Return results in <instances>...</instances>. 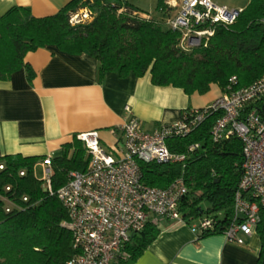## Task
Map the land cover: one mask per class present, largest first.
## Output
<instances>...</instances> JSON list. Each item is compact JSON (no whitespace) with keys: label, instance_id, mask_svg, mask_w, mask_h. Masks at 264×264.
<instances>
[{"label":"trees","instance_id":"16d2710c","mask_svg":"<svg viewBox=\"0 0 264 264\" xmlns=\"http://www.w3.org/2000/svg\"><path fill=\"white\" fill-rule=\"evenodd\" d=\"M82 6L95 13L93 20L70 26V13ZM174 9L157 0L156 10L161 16L169 19ZM179 39L178 32L163 28L162 20L126 0H69L56 13L43 17L33 16L28 7L13 6L0 15V80H8L13 72L25 68L31 82L34 72L24 62L26 53L50 45L96 59L99 81L107 72L122 78L129 74L142 77L149 72L152 84L178 87L187 95L205 94L211 84L226 91L233 76L235 86L248 85L264 71V0H248L234 23L215 27L206 46L184 50ZM214 120L215 115L208 116L186 137L167 141L172 152H184L188 145L199 143L200 149L184 167L179 163L139 162L142 180L148 185L165 187L179 176L184 178L188 192L179 205L182 217L187 223L203 215L214 219V230L198 234V238L222 234L230 223L233 195L242 174L240 140L231 137L213 142L210 128ZM44 157L0 156L4 166L0 192L9 185L11 190L5 194L22 207L5 212L0 202V264H67L75 253L66 226V209L55 194L42 190L33 173L35 163ZM87 162L84 145L74 135L51 160L53 190L66 183L69 171H83ZM22 196H27L28 202H23ZM202 202L206 209L201 208ZM160 223L148 222L134 233L112 264L135 260L157 238ZM256 232L261 242L257 264H262L264 209L260 210Z\"/></svg>","mask_w":264,"mask_h":264},{"label":"built area","instance_id":"2783aa9c","mask_svg":"<svg viewBox=\"0 0 264 264\" xmlns=\"http://www.w3.org/2000/svg\"><path fill=\"white\" fill-rule=\"evenodd\" d=\"M176 12L167 20L171 30L180 34L179 45L184 50L206 46L217 25L235 22L241 10L212 0H180ZM94 12L82 6L71 12L70 26L90 23ZM235 77L211 103L190 108L172 122H163L153 130H145L140 120L125 106L127 117L116 130L123 139L124 151L114 156L101 145L96 131L77 135L88 155L83 171H69L67 181L57 190L51 185V160H41V187L55 194L67 211L66 223L75 250L67 264H112L134 233L145 225L161 221L179 222L189 226L198 236L214 230V219L203 215L190 223L182 217L179 205L188 188L182 176L165 187L151 186L142 180L139 162L159 164L179 163L200 149L199 143L184 152H172L167 146L170 138H184L199 127L208 116L215 115L210 138L220 142L237 137L242 144V174L233 195V217L223 230V236L236 244L256 232L260 210L264 209V71L253 82L235 86ZM0 164V170L3 169ZM19 175H24L21 170ZM0 202L5 212L22 208L5 193ZM28 202L27 196H22Z\"/></svg>","mask_w":264,"mask_h":264},{"label":"crops","instance_id":"0c3cea01","mask_svg":"<svg viewBox=\"0 0 264 264\" xmlns=\"http://www.w3.org/2000/svg\"><path fill=\"white\" fill-rule=\"evenodd\" d=\"M68 1L0 0V15L13 6H23L33 16L43 17L56 13ZM126 1L143 11L157 2ZM164 2L178 6L180 0ZM247 3L237 0L231 7L243 9ZM24 62L34 72L31 82L25 68L13 72L8 80H0V156L57 157L61 146L74 135L90 131L98 133L104 149L120 156L123 139L114 130L127 117L125 106L143 129L150 131L160 123L177 120L183 109L208 105L222 93L218 85L211 84L205 94L187 95L178 87L152 84L149 72L142 77L129 74L124 78L107 72L99 81L96 59L86 53H65L50 45L26 53ZM160 229L157 238L127 264L258 262L261 242L257 232L244 237L245 243L239 245L223 234L198 238L188 225L179 222L161 221Z\"/></svg>","mask_w":264,"mask_h":264},{"label":"rangeland","instance_id":"374dc122","mask_svg":"<svg viewBox=\"0 0 264 264\" xmlns=\"http://www.w3.org/2000/svg\"><path fill=\"white\" fill-rule=\"evenodd\" d=\"M216 1L217 3L219 4H227L228 6H234L235 5V2H237V0H214ZM156 3L152 6V8H150L149 10H145L147 12H150L153 16H155V18L157 19H160L162 20L163 22V28H169L167 25H166V20L168 19L167 16H161V13L158 12L156 10ZM237 4V3H236ZM236 9H239L241 10L242 8H238V6L235 7ZM176 12V7L174 10H172V13L171 14H174ZM94 16H95V13H94ZM121 147H123V143L121 142ZM41 165V160H38L35 165H34V170H33V173H34V176L37 178V179H41L42 176H43V172H42V167L40 166ZM201 208L202 209H206L207 208V204L205 202H202L201 203Z\"/></svg>","mask_w":264,"mask_h":264},{"label":"water","instance_id":"95a60500","mask_svg":"<svg viewBox=\"0 0 264 264\" xmlns=\"http://www.w3.org/2000/svg\"><path fill=\"white\" fill-rule=\"evenodd\" d=\"M262 264H264V262H262Z\"/></svg>","mask_w":264,"mask_h":264}]
</instances>
